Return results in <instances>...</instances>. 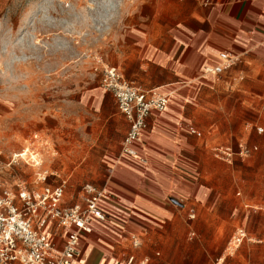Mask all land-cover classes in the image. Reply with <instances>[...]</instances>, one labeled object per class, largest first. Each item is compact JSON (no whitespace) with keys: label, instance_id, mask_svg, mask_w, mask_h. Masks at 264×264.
<instances>
[{"label":"rangeland","instance_id":"374dc122","mask_svg":"<svg viewBox=\"0 0 264 264\" xmlns=\"http://www.w3.org/2000/svg\"><path fill=\"white\" fill-rule=\"evenodd\" d=\"M167 1L0 0L3 181H23L34 188L40 185L37 175L45 172L52 186L64 183L68 205L79 201L82 184L110 188L118 181L120 170L126 169L121 143L129 123L100 87V77L103 68L111 66L144 90L160 85L153 81L159 76L147 62L151 48L138 41L137 29L142 31L143 22L147 27L158 2ZM188 86V105L221 106L224 114L216 112L211 118L230 126L206 132L201 128L203 114L193 113L201 134L200 148L194 145L196 170H207L208 179L202 181L223 187L219 201L235 210L220 212L228 216L214 222L219 223L215 236L214 228L197 232L204 239L192 240L190 258L161 263L253 264L255 253L264 257V58L239 60L214 84ZM213 91L224 93L217 97L210 94ZM26 149L25 157H15ZM197 153H206L208 162H199ZM122 179L136 181L129 174ZM206 201L215 202V194L210 192ZM238 228H244L246 237L235 248Z\"/></svg>","mask_w":264,"mask_h":264},{"label":"crops","instance_id":"0c3cea01","mask_svg":"<svg viewBox=\"0 0 264 264\" xmlns=\"http://www.w3.org/2000/svg\"><path fill=\"white\" fill-rule=\"evenodd\" d=\"M157 4L147 27L143 22L142 31L137 29V39L151 48L147 62L159 76L153 81L160 84L153 88H164L163 93L170 94L172 103L163 112L150 113L142 144L135 146L147 164L124 157L126 169L120 170L118 181L112 182L110 188L103 187L109 194L100 204L104 220H93L91 233L81 237L77 264H127L131 258V264H162L163 259L190 258L192 240L204 239L197 232L214 228L215 236L219 223L214 222L228 216L220 212L235 210L233 205L219 201L223 187H209L204 182L207 170H196L194 145L200 148L201 134L193 123V113L203 114L201 128L206 132L215 126L218 130L230 126H220L211 118L216 112L224 114L221 106L207 104L195 109L188 105V85L214 84L225 74L228 70L219 75L207 72L219 65L220 53H228L243 63L257 55L264 58V0H168ZM175 85L181 86L166 89ZM223 93L210 94L219 97ZM235 123L233 128L237 129ZM205 142L207 145V138ZM197 157L199 162L209 160L206 153H197ZM127 174L136 181L122 179ZM210 192L216 196L213 203L206 201ZM65 196L64 203L68 205ZM77 198L79 201L71 205L83 204L79 190ZM239 232L244 240V228H238ZM132 238L138 240L139 246L133 245ZM252 263H264V257L255 253Z\"/></svg>","mask_w":264,"mask_h":264},{"label":"built area","instance_id":"2783aa9c","mask_svg":"<svg viewBox=\"0 0 264 264\" xmlns=\"http://www.w3.org/2000/svg\"><path fill=\"white\" fill-rule=\"evenodd\" d=\"M219 58V65L208 73L219 75L236 63L228 53H220ZM100 87L113 97L117 110L129 123L121 155L147 164L135 146L142 144L150 113L163 112L170 94L159 93L157 88H136L111 66L103 68ZM36 182L40 185L29 188L23 181L10 185L0 177V264H77L81 237L91 233L93 220H104L100 204L108 191L85 183L79 189L83 204L66 205L64 183L52 186L46 182L45 172L37 175ZM243 238L242 232L237 233L235 246ZM132 240L135 247L139 246L136 238ZM131 262L132 258L127 264Z\"/></svg>","mask_w":264,"mask_h":264},{"label":"bare ground","instance_id":"6f19581e","mask_svg":"<svg viewBox=\"0 0 264 264\" xmlns=\"http://www.w3.org/2000/svg\"><path fill=\"white\" fill-rule=\"evenodd\" d=\"M28 151H29V150L26 149V150H24L23 153H20V154H18V155H15V157H16V156L25 157V156L27 155ZM30 156H31V158L35 159V156H34L33 154H30ZM35 161L37 162L36 159H35ZM36 165H39V162H37Z\"/></svg>","mask_w":264,"mask_h":264}]
</instances>
